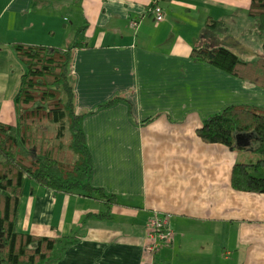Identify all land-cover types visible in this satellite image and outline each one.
I'll use <instances>...</instances> for the list:
<instances>
[{
  "label": "crops",
  "instance_id": "0c3cea01",
  "mask_svg": "<svg viewBox=\"0 0 264 264\" xmlns=\"http://www.w3.org/2000/svg\"><path fill=\"white\" fill-rule=\"evenodd\" d=\"M152 1L0 0V124L15 123L12 45H76L68 70L89 184L115 202L26 181L16 229L75 238L55 264H145L148 222L166 217L173 240L151 264H264V194L230 186L233 165L258 156L196 135L227 107L264 108V89L191 58L197 46L227 48L215 38L229 37L231 21L246 26L249 0H158V23ZM209 18L226 27L201 38Z\"/></svg>",
  "mask_w": 264,
  "mask_h": 264
},
{
  "label": "trees",
  "instance_id": "16d2710c",
  "mask_svg": "<svg viewBox=\"0 0 264 264\" xmlns=\"http://www.w3.org/2000/svg\"><path fill=\"white\" fill-rule=\"evenodd\" d=\"M246 15L254 22L256 32L263 35L264 52V0H249ZM225 27L223 21L209 18L201 38ZM74 47L12 45L21 72L12 97L15 123L0 124V264H55L75 242L73 237L50 239L16 229L18 204L26 181L55 193L99 200L106 209L115 203L111 195L89 184L91 163L80 117L73 112L68 70ZM191 58L264 89V57L244 61L225 47L197 46ZM196 135L205 144L246 148L255 153V163L233 165L230 186L237 192L264 194V108L227 107L202 121Z\"/></svg>",
  "mask_w": 264,
  "mask_h": 264
},
{
  "label": "rangeland",
  "instance_id": "374dc122",
  "mask_svg": "<svg viewBox=\"0 0 264 264\" xmlns=\"http://www.w3.org/2000/svg\"><path fill=\"white\" fill-rule=\"evenodd\" d=\"M240 24L231 21L230 27H227L228 31H224L229 34V37L223 34L215 38V40L219 41L217 44H221L220 41H222L229 50L240 56L239 58L243 60L253 61L264 57V52L261 47L263 35L256 32L254 22L248 20L246 26ZM234 38H236L238 44L234 43Z\"/></svg>",
  "mask_w": 264,
  "mask_h": 264
},
{
  "label": "built area",
  "instance_id": "2783aa9c",
  "mask_svg": "<svg viewBox=\"0 0 264 264\" xmlns=\"http://www.w3.org/2000/svg\"><path fill=\"white\" fill-rule=\"evenodd\" d=\"M158 0H153L151 3V15L154 22L158 23L162 20V10L157 4ZM130 28L135 30L137 22L135 20L130 21ZM147 231L145 235V244L143 245V255L147 257L148 262L145 264H151L152 256L160 248L172 243L173 235L171 229L168 228L166 217H152L147 225ZM144 264V263H143Z\"/></svg>",
  "mask_w": 264,
  "mask_h": 264
}]
</instances>
